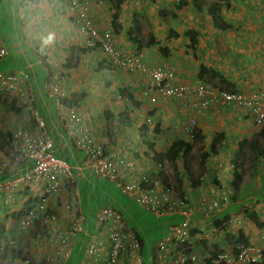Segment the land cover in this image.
Here are the masks:
<instances>
[{
	"label": "built area",
	"instance_id": "obj_1",
	"mask_svg": "<svg viewBox=\"0 0 264 264\" xmlns=\"http://www.w3.org/2000/svg\"><path fill=\"white\" fill-rule=\"evenodd\" d=\"M127 1L133 5L142 3V0ZM64 3L73 14L85 48L97 45L113 66L146 76L144 94H156L162 99L178 102L186 110L181 127L188 135L192 134L197 115L205 114L212 106L245 109L255 125L264 126V89L244 93L202 83L190 85L180 80L171 66H146L142 52L136 47L128 51L116 47L109 30L98 31L87 1L64 0ZM18 18L24 21L23 10ZM5 54L6 50L0 44V57ZM63 76L49 74L42 88L48 97L53 98L56 114L73 146L83 151L81 165L70 166L53 156L52 141L34 106L35 96L25 69L0 71V93L21 103L32 119V124L26 128L16 126L10 144L0 152V176L6 175L0 180V211L5 210L7 216L19 213L14 224L20 231L33 235L30 241L41 248L36 261L27 255V249L22 257L13 258L16 236L8 232L0 242V264L9 257L13 264H67L78 240L82 241L78 264H208V260L211 264H253L264 261V243L259 248L243 242L229 245V240L223 239L222 233L213 225L210 229L212 235L201 228L191 235L195 212L210 218L229 205L231 189L220 186L218 170L230 171L231 163L213 157L209 162L215 170L198 177L199 187L201 183L206 185V194L199 193L195 199L188 195L178 196L172 186L158 184L154 179V173L162 169L161 162L128 156V153L106 147L94 138L78 107L62 101L65 98L61 85ZM144 121L153 123L149 116ZM75 172L106 179L155 215H178L181 221L168 226L163 238L152 245L147 256L142 254L139 239L128 228L120 212L112 207L102 206L96 211L93 229L88 232L83 227V215L79 213L80 192ZM237 222L235 218L229 220L228 231ZM200 243L205 244L202 246L203 255L198 254Z\"/></svg>",
	"mask_w": 264,
	"mask_h": 264
},
{
	"label": "crops",
	"instance_id": "obj_2",
	"mask_svg": "<svg viewBox=\"0 0 264 264\" xmlns=\"http://www.w3.org/2000/svg\"><path fill=\"white\" fill-rule=\"evenodd\" d=\"M85 1L90 4V15L99 32L109 30L115 46L122 50L128 51L136 47L131 42L128 31L132 30L133 18L138 21L139 8H134L127 0H122L117 18L119 25L115 32L112 27V0ZM176 1L153 0L152 3H146L142 0L144 5L151 4L152 6L153 4L158 8L164 4L168 10L170 4L175 7ZM202 1L209 4L214 0ZM18 2L20 3L18 16L22 10L25 16L22 36L24 37L26 28L29 29L30 36L28 34V40L21 39L13 47L19 54L23 53L29 58L21 69H26L29 74V86L35 96L34 106L36 109L38 106L41 107L42 111L47 114L48 125L51 130L57 131L60 141L68 144L71 142L56 114L53 98L48 97L42 88L49 73L64 75L61 77V85L66 101L76 102L74 104L79 112H86L89 121H85L95 135L94 138L109 147L115 148L119 145L118 148L125 150L130 137L137 134L140 143L132 148L133 150L130 149L128 154L134 152V157L139 159V156H144L143 154H147V151L153 152L152 149L157 153H163L172 139L176 137L191 140L190 135L185 133L181 127L187 112L178 102L162 99L156 94H144L145 75L131 73L121 67L113 66L97 45L92 48H85L82 45L74 19L70 14L72 12L69 11L64 0H37L39 3L36 6L30 0H19ZM150 6L148 5L149 8ZM177 10H181L178 19L186 27L181 33L175 30L179 37L175 39L171 37V39L175 40L176 44L180 42V46L170 43L166 46L168 55L165 56L156 50V45L142 48L141 52L146 66L155 64L171 66L176 70L180 80L190 85L202 83L206 86L244 93L264 89V0H229L228 3H224L220 8L219 17L225 25L219 29L214 27L206 8L198 12L189 3ZM5 16L8 15L5 14ZM168 29L174 30L173 28ZM187 29L197 32V45L194 52L187 47L189 41L184 35ZM199 64L205 66L210 72H216L225 81L221 83L216 78L209 79L207 76L199 79L197 77ZM127 93L131 94V98L127 96ZM90 106L98 110L91 109ZM150 113L154 122H159L158 134L153 132L152 125L143 124L145 116ZM21 122V127H28L29 121L25 115L22 116ZM140 126L142 128L138 129ZM196 128L200 130L203 142L210 143L216 135L223 136L220 138V143L216 144L221 151L218 155L221 158L240 156L236 153L239 141L245 139L248 144H252L258 142L260 138V127L254 124L247 110L234 106L211 108L205 115H197ZM164 132L165 139H161L160 142H156L157 138L153 139L156 135L161 138ZM167 138L169 140H166ZM148 143H153L151 150L148 149ZM245 158L249 159L247 153H245ZM257 159L258 164L264 163V155ZM204 165L203 169L207 170V174L215 170L208 159ZM262 167L264 168V164ZM75 173L80 174V172ZM227 173L231 174V171L219 172L218 175L221 174L227 178ZM263 178V174L256 175L254 178L256 189L261 187ZM224 182L222 183L226 187L227 184ZM245 184L246 182L242 184L243 188ZM195 185L196 196L206 192L205 183H201L200 187L198 183ZM197 215L199 218H193L195 223H200L203 221L202 216L199 213ZM236 220L238 222L230 228L232 232L235 230L241 232L247 238L248 244L256 248L261 247L264 243L263 219L260 218L257 223L247 222L239 217H236ZM13 222L12 218L5 217V210L0 211V228L4 231L3 236L0 235V242L8 235V232L11 235L17 234L15 254L20 253L22 257L24 250L27 249V255L32 260H38L41 248L31 244V241L23 240V232L19 231L18 226ZM13 262L9 257L5 258L4 264H13Z\"/></svg>",
	"mask_w": 264,
	"mask_h": 264
},
{
	"label": "rangeland",
	"instance_id": "obj_3",
	"mask_svg": "<svg viewBox=\"0 0 264 264\" xmlns=\"http://www.w3.org/2000/svg\"><path fill=\"white\" fill-rule=\"evenodd\" d=\"M18 1L19 0L0 1V44L2 43L3 47L6 50V54L0 57V71H9L10 69H21L25 66L26 62L29 59L25 54L23 53L19 54L13 47V45L18 41H20L21 39L24 40L29 39L28 37L29 29L27 28L24 37L22 36V32L24 33L23 31L24 27H23V21H21L18 18V9L20 4ZM30 1L34 2L32 4L33 5L35 4V6L36 4L39 3L37 2V0H30ZM145 1L146 3L148 2L152 3L153 0H145ZM141 5L143 6L140 7ZM148 5L150 6L151 4L144 5V3L142 2L140 5H133L130 3V6L134 8L137 7L140 9V11L137 12L138 14L137 19L141 26V31L139 33L140 37L145 39L146 34L150 32L151 34H153L154 39L157 40V42H159L161 45L168 46L170 43L173 44L175 40H172L171 38L168 37V28H173L174 31L177 30L178 32L181 33L182 30L186 27L183 26L181 21L178 19V17L180 16L179 11L181 10H177L175 7H173L174 5L170 4L169 6L170 9L168 10L165 8L164 10L174 12L175 16L173 17L159 16L157 12L161 7L158 8V6L152 4V6H150V8L152 9L150 10ZM125 7L127 6L125 5ZM5 14H7L8 16L6 17ZM32 15L34 16L35 13L33 12ZM34 19L35 18L33 17V20ZM179 43L180 42H177V44L180 46ZM174 44L177 45L176 43ZM30 59L34 60L33 58ZM0 95L2 96L0 98V130L9 131L8 133L10 135V139H9L10 141L13 130L16 128L17 125H22L21 122L22 116L25 115L27 117V120L29 121L31 120V115L28 112H22V115L12 114L6 107V105L8 104L7 101L9 99L8 96L4 95L5 96L4 97L3 94ZM3 99L4 101H2ZM90 108L98 110V108H94V106H90ZM212 108L215 107L212 106ZM37 110L39 112L40 117L44 121L45 128L48 131L49 136L51 138L52 141L51 152L53 156L65 160L72 166L81 165L82 157L84 155L83 151L76 149L73 145L68 144L67 142L60 141L57 131L51 130L48 125L47 114L43 112L42 108L39 106L37 107ZM151 112L153 113V111ZM148 115L152 116L151 113ZM203 115L205 114H202V116ZM80 116L82 117L85 123L86 121H89L86 112L84 111L80 112ZM158 137L159 136L156 135L153 137V139L157 138L156 142H160L161 139H165V132L163 133L161 138ZM166 140L169 139L167 138ZM142 141L144 142V140ZM139 143H140V138L138 137V135L137 134L132 135L130 137L127 146H125V151L127 149L133 150L132 148L137 147ZM233 143L235 145V142ZM200 145L202 147H200ZM208 146H209V142L207 141L197 142L192 148L191 155L189 157L190 163L188 166L183 165V160L181 157L177 158V161L174 163L162 161L161 172L163 176L161 175L162 176L161 179H163L165 183H169V184H165L162 182V184L166 186L172 185L173 189L175 190V193L177 192L178 196L184 193L185 195H188L191 198L195 199L196 192L195 190H193V186L191 185H195L197 183L199 174L203 172V167H200L199 165V155L202 148L207 150ZM2 148L3 151L4 149L6 150L7 145L3 143ZM231 158H233V156H231ZM236 158L237 159H234L235 162H239V159L241 157L238 156ZM257 160L252 166L249 165L252 159H246L245 161H243V166L241 168L242 179L239 184V192L241 195L240 202L228 214V220H232L235 217H239L240 219L242 220L245 219L247 222H249L252 218H254V216H257L256 219L257 221H259L260 218L263 219L264 221V179L261 180V187L259 189L255 188L256 182L254 179L256 175H260V176L262 174L264 175L263 173L264 168L262 167L264 163L260 165L257 163ZM83 173L84 176H80L81 174H78L76 178L77 179L76 184L80 192L81 206L86 201L88 207L93 211V213L95 210L97 211L102 206H108L116 209L117 211L120 212V214L126 221L128 228L139 233L140 236L145 240L146 244L148 245L147 246L148 249L150 248L151 245L155 244L158 240L163 238V236L167 232L168 226L174 223L173 220L170 219L171 218L170 216H164V215L157 216L153 212L141 207L139 204H137L127 195L121 193L119 189L112 182L106 179L91 176L86 172ZM187 177L190 181H192L191 183H189V181L185 182ZM244 182H246V184L244 185L243 188L242 184ZM202 193L203 195L206 194V192H202ZM222 212L223 211L218 212L217 214H215L213 217L210 218L205 217L203 221L195 225V227L191 231V235L198 232V228H201L202 231L203 230L206 231V234L212 235V232L210 230L211 225L214 226L216 225L215 227H218L220 231H224V232L227 231L228 225L223 224L224 222L221 221V219H217L214 221V218H216L217 216H221ZM251 212H254L253 216H249ZM93 213H91L92 215L85 214V216H83L84 218L83 220L86 222V230L88 232L92 231L93 229V227L91 228V221H90L92 219ZM195 217L199 218V215H197L196 213L194 215V218ZM205 220L211 222V224H208ZM180 221L181 219L178 222ZM195 222L196 221L194 220V223ZM213 222H215V224ZM0 232H1V228H0ZM229 232L230 233H225V236H230L231 238L226 237L225 239L229 240V245H232L233 244L232 236L233 234H237V230H235V232H232V229H230ZM15 236L17 237L18 235L15 234ZM31 237H33V235H30V233L27 234L25 232L22 233L23 240L30 241ZM18 244L20 245V242H18ZM31 244L35 245L33 242H31ZM203 245L204 243H200L197 246L198 254L200 255L204 254L202 247ZM79 253H80L79 250L75 252L74 260L77 256H79ZM21 255L22 254L17 253L14 256L15 258H19Z\"/></svg>",
	"mask_w": 264,
	"mask_h": 264
},
{
	"label": "trees",
	"instance_id": "obj_4",
	"mask_svg": "<svg viewBox=\"0 0 264 264\" xmlns=\"http://www.w3.org/2000/svg\"><path fill=\"white\" fill-rule=\"evenodd\" d=\"M122 0H112V9H113V13H112V27L114 29V31H117V26L119 25L117 23V18H118V12H119V7L121 4ZM229 0H214L213 2H209V4L204 3L202 0H177L176 4H175V8L176 9H181L182 7L188 5L189 3L192 4V7H194L198 12L202 11L203 8H206L208 14L211 17V20L213 21L214 27L216 28H223L222 26H224V22H222V20L220 19L219 15H220V8L224 3H228ZM161 8H159L158 10V14L159 16H175V13L172 11H165V7L164 4L160 5ZM141 31V26L139 24V22L133 18V26H132V30L129 32L128 31V35L130 37L131 42H133L136 45V49H138L139 51H141L142 48H147L153 45H156V49L158 50V52L162 55H168V48L164 45H161L159 42H157V40L154 39L153 34H151L150 32H148L146 34V38L143 39L140 37L139 33ZM184 35L186 36V38L188 39V44L187 47L190 48L193 52L195 51V47L197 45V32L193 29H187L184 31ZM137 36V38H136ZM168 37L169 38H178L179 34L177 32H175L172 29H168ZM11 70V69H10ZM208 77L209 79L211 78H216L218 81H220L221 83H223V81H225V79L221 78L216 72H213L210 70H208L205 66H203L202 64H199L198 66V72H197V77L199 79H204L205 77ZM206 82H210V81H206ZM127 96L129 98H131V94L127 93ZM2 96L0 95V98ZM4 101V99L2 100ZM69 101H65V103L67 105H73L76 102H70ZM7 109L14 115H18L21 114L23 112V105L21 103H17L13 98L8 99L7 101ZM32 121V120H30ZM32 122H29V125H31ZM28 125V126H29ZM142 126L138 127V129H141ZM9 131H3L0 130V151H3L2 145L3 143H5L6 145L10 142V135L8 133ZM153 132L155 134L159 133V122H155V125L153 126ZM223 137L222 135H219L216 137H213L214 139L210 141V144L208 146V150H205L202 148L200 155H199V165L200 167H203L205 160L212 154H216L217 151L219 150L216 146L217 143H220V138ZM259 141L256 143H252V144H248V141L243 139L241 141H239L237 143V151L236 153H238L242 159H240L239 162H235V160L233 161V172H232V181H231V187H232V192L230 194V204L229 206L225 209L221 221H225L227 219V215L230 211H232L235 206L240 202V192H239V184L240 181L242 179V174H241V168L243 166V161L246 160L245 158V153L248 154L249 159H252L253 161L256 160L258 157H261L262 155H264V127H261L259 130ZM202 140V136L200 135V130L197 128H194L192 130V137L190 141L184 140L181 137H176L174 139H172L170 145L167 147V149L163 152V153H157L155 152L152 148H153V143H148V149H152V153L154 154L155 158L157 161L162 162V161H166L169 163H174L175 159L177 157H181L183 160V165L184 166H188L189 165V157L191 155V151L193 146L197 143L200 142ZM145 142V141H144ZM146 142H148L146 140ZM70 144L72 145V142H70ZM200 147H202L200 145ZM5 151V149H4ZM84 157V155H83ZM146 158H148V156H145ZM58 158V157H57ZM61 159V158H59ZM83 159V158H82ZM237 159V158H235ZM63 160V159H61ZM65 161V160H63ZM237 161V160H236ZM66 162V161H65ZM68 165H70L68 162H66ZM255 162L250 163L249 165L252 166L254 165ZM72 166V165H70ZM74 166V165H73ZM162 172L159 171L156 174L157 179L162 180L163 183H165L163 181V179H161ZM84 176V175H83ZM6 175H2L0 176V180L5 178ZM264 179V178H263ZM197 183L199 184V181H197ZM196 186V185H195ZM243 195V194H242ZM257 200V199H256ZM236 203V204H233ZM81 206V204H80ZM83 211V212H82ZM81 215L85 216V214L89 215L91 213H93V211L88 207L86 201L82 204V206L80 207V212ZM95 213L96 210L93 213L92 219L91 221V228H92V223H93V219L95 217ZM19 213H14L12 215H9L13 218H16L18 216ZM92 215V214H91ZM254 212H251V214H249V216H253ZM171 220H173L174 223L178 222L181 217L178 215H172L170 216ZM257 216H254V218H252L250 221L252 222H256L257 223ZM83 227L86 229V222L83 220ZM133 231V230H132ZM135 233V235L137 236V238L140 241L141 244V251L142 254L144 256H147L148 251L151 250L152 245L150 246V248L148 249V245L146 244L145 240L140 236L139 233L133 231ZM230 237V236H229ZM232 243L236 244V243H246L247 244V238L245 236H243V234L241 232L237 231V234H233L232 236ZM231 238V237H230ZM79 250V256H77L74 260V254L75 252ZM81 251H82V241L78 240L75 243V246L73 248V252L72 255L68 261L67 264H78L79 260H80V255H81ZM208 264L210 263V260H208ZM222 264V263H219ZM253 264H264L263 262H258V263H253Z\"/></svg>",
	"mask_w": 264,
	"mask_h": 264
},
{
	"label": "clouds",
	"instance_id": "obj_5",
	"mask_svg": "<svg viewBox=\"0 0 264 264\" xmlns=\"http://www.w3.org/2000/svg\"><path fill=\"white\" fill-rule=\"evenodd\" d=\"M73 14H71V16H72ZM73 17V16H72ZM2 44V43H1ZM3 46V45H2ZM25 71H26V69H25ZM27 72V71H26ZM28 73V72H27ZM49 74H51V73H49ZM48 74V75H49ZM60 75H62L61 73H59ZM29 75V74H28ZM221 89H223V88H221ZM224 90H227V89H224ZM228 91H231V90H228ZM234 91V90H233ZM0 94H2V93H0ZM4 96V95H3ZM5 97V96H4ZM8 98L10 99V97L8 96ZM16 101V100H15ZM64 103H65V101H66V98H64L63 100H62ZM66 104V103H65ZM76 105V104H75ZM74 104H73V106H75ZM23 112H28V111H25V110H23ZM29 114H30V112H28ZM207 113V112H206ZM205 113V114H206ZM147 116H149V117H151L152 118V116H150V115H146L145 116V118L147 117ZM145 118H144V120H145ZM32 120V119H31ZM143 120V124H145V125H152V129H153V126L155 125V122H153V123H150V124H147V123H145V121ZM152 120H153V118H152ZM154 121V120H153ZM185 121V120H184ZM29 122H32V121H30L29 120ZM45 124V123H44ZM20 126H22V125H20ZM264 127V126H263ZM44 128H45V126H44ZM194 128H196V121H195V127ZM193 128V129H194ZM261 128V127H260ZM105 129V128H104ZM45 130H46V128H45ZM191 137H192V134L190 135V139H191ZM100 141V140H99ZM125 142V141H124ZM106 147H109V146H107L104 142H102ZM114 143V142H113ZM210 144V143H209ZM8 145H9V143L7 144V147H8ZM73 145V144H72ZM112 145V144H111ZM126 146V145H125ZM119 147V145H116V147H115V149H119V150H121V152H123V153H126V151L124 150V149H120V148H118ZM114 148V147H113ZM208 150V149H207ZM128 151H129V149H127V153H128ZM1 152H4V151H1ZM126 153V154H127ZM133 154H134V152H133ZM133 154H131L132 156H134ZM137 154V153H136ZM149 154H151V155H149ZM144 156H139V157H143V159H144V161H147V160H149V158H152V159H155L156 160V158H155V156H154V154L152 153V152H148L147 151V154H143ZM219 155V151H217V153L216 154H212V155H210L207 159H208V161L210 160H212V158L213 157H216L217 159L219 158V159H223L225 162H228V163H231L232 164V168H231V174H229V173H227L228 174V176H227V178L226 177H223V176H221V174H220V186H222V187H224V185H223V183L222 182H224V183H226L227 184V186L226 187H230V189H231V192H232V187H231V181H232V172H233V169H234V166H233V161H234V159L236 158V157H234V158H221L220 156H218ZM128 156H129V154H128ZM145 156H148V158H146ZM137 157V156H136ZM180 157V156H179ZM206 159V160H207ZM83 160V159H82ZM206 160H205V162H204V164L206 163ZM162 163V162H161ZM212 164V163H211ZM213 165V164H212ZM75 166V165H74ZM205 167V165H203V168ZM219 169V168H218ZM162 170V169H161ZM161 170H159V171H161ZM158 171V172H159ZM207 172V170L206 169H203V172L201 173V174H203L204 172ZM157 172V173H158ZM218 172H223V171H220V169L218 170ZM157 173H154V179L158 182V184H161V185H163L162 184V181L161 180H159V179H157V177H156V174ZM80 174H83L84 175V173L83 172H81ZM201 174H199V176L201 175ZM82 175V176H83ZM76 176H77V174H76ZM198 176V177H199ZM187 181H189V183H191L192 181H190L189 179H188V177H187V179H186V181L185 182H187ZM197 181H199L198 179H197ZM188 183V184H189ZM165 184H169V183H165ZM168 186V185H167ZM170 186H172V185H170ZM193 186V190L194 189H196V186L195 185H192ZM226 187H224V188H226ZM182 195H185L184 193L182 194ZM230 199V198H229ZM229 204H230V202H229ZM229 206V205H228ZM227 206V207H228ZM226 209V208H225ZM225 209H223V210H221V211H223L222 213H221V216H217L216 218H214V221L215 220H217V219H221L222 218V215H223V213H224V211H225ZM220 211V212H221ZM196 213H198V212H195L194 214H193V217H194V215L196 214ZM230 213V212H229ZM228 213V214H229ZM14 214V213H13ZM200 214V213H199ZM217 214V213H216ZM201 215V214H200ZM215 215V214H214ZM213 215V216H214ZM202 216V215H201ZM213 216H211V217H213ZM5 217H8V218H12L13 220L15 219V218H13V217H11V216H7L6 214H5ZM192 217V221L194 220V218ZM202 219H205V217H203L202 216ZM235 219H236V217H235ZM206 221V220H205ZM228 215H227V219L225 220V221H223L224 223L223 224H228ZM208 224H210L211 222H209V221H206ZM14 223V222H13ZM194 223V222H193ZM214 224H215V222H213ZM195 225H197V224H199V223H194ZM214 226V225H213ZM216 226V225H215ZM194 228V227H193ZM192 228V229H193ZM218 228V227H217ZM192 229H191V231H192ZM219 229V228H218ZM1 230H3V228H1ZM220 231V230H219ZM198 232H199V229H198ZM198 232H196V233H198ZM206 232V231H205ZM221 233H222V235H223V239L224 238H226V237H228V238H230L229 236H225V233H230L228 230L227 231H220ZM195 234V233H194ZM1 236H3V234L1 235ZM215 238H217V237H214V239ZM205 245V244H204ZM233 245V244H232ZM198 250V249H197ZM210 253H213L212 251L210 252ZM15 255V254H14ZM13 255V258L15 257ZM20 258V257H19ZM4 264V263H3Z\"/></svg>",
	"mask_w": 264,
	"mask_h": 264
}]
</instances>
